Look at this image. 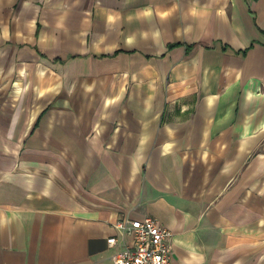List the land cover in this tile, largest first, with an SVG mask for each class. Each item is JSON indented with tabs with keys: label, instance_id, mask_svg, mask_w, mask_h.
<instances>
[{
	"label": "crops",
	"instance_id": "crops-1",
	"mask_svg": "<svg viewBox=\"0 0 264 264\" xmlns=\"http://www.w3.org/2000/svg\"><path fill=\"white\" fill-rule=\"evenodd\" d=\"M144 215L264 264V0H0V264H114Z\"/></svg>",
	"mask_w": 264,
	"mask_h": 264
},
{
	"label": "built area",
	"instance_id": "built-area-1",
	"mask_svg": "<svg viewBox=\"0 0 264 264\" xmlns=\"http://www.w3.org/2000/svg\"><path fill=\"white\" fill-rule=\"evenodd\" d=\"M120 236H129L130 241L113 253L114 264H169L173 252L172 232L152 215L121 217L115 224ZM112 247L118 242L113 235L106 239Z\"/></svg>",
	"mask_w": 264,
	"mask_h": 264
}]
</instances>
